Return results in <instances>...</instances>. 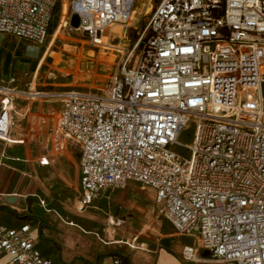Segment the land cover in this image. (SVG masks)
<instances>
[{
	"label": "built area",
	"instance_id": "obj_1",
	"mask_svg": "<svg viewBox=\"0 0 264 264\" xmlns=\"http://www.w3.org/2000/svg\"><path fill=\"white\" fill-rule=\"evenodd\" d=\"M60 2L0 0V34L45 45ZM67 2L57 31L118 56L107 87L22 91L10 78L0 85V142L11 143L15 118L30 115L20 102L55 105L52 144L79 152L78 211L134 183L153 193L159 218L195 240L184 260L200 250L220 264H264V0ZM30 229L0 226V255L56 264Z\"/></svg>",
	"mask_w": 264,
	"mask_h": 264
},
{
	"label": "crops",
	"instance_id": "obj_2",
	"mask_svg": "<svg viewBox=\"0 0 264 264\" xmlns=\"http://www.w3.org/2000/svg\"><path fill=\"white\" fill-rule=\"evenodd\" d=\"M58 35L57 31L54 38ZM0 36V41L3 36L10 37ZM42 60L43 57L33 72L31 87ZM35 65L32 63V68ZM6 66L5 61L0 67V82ZM10 78L13 77L9 75L5 84ZM17 84L14 79V86H20ZM19 106L22 112L29 109L30 114L22 123L21 133H13L11 143L0 142V226L18 229L29 224L35 248L56 264H113L115 259L121 264H220L200 250L193 261L184 260L183 247L196 248L195 240L179 236L169 222L159 218L153 193L137 184L129 183L123 190L100 191L90 207L82 215L78 213L75 206L80 194L79 168L72 166L70 178L69 173L54 171L61 166H56L49 153L38 155L19 146L24 143L19 137L28 133L30 117L34 124L38 115L48 121L55 105L29 103L25 107L26 103L20 102ZM151 217L161 229L159 234L140 237V230L133 225L140 229ZM110 229L112 238L108 237ZM0 264H10L9 258L0 255Z\"/></svg>",
	"mask_w": 264,
	"mask_h": 264
},
{
	"label": "rangeland",
	"instance_id": "obj_3",
	"mask_svg": "<svg viewBox=\"0 0 264 264\" xmlns=\"http://www.w3.org/2000/svg\"><path fill=\"white\" fill-rule=\"evenodd\" d=\"M68 5L69 3L67 2V9ZM62 6L65 8V4L60 2L48 41L42 47L32 46L14 38L3 36L5 37L4 40L2 39L0 41V49L3 48L0 52V67L6 61L7 68L1 77L0 85H6L7 78L10 75L17 81V85L20 84L18 86L19 90H28L33 72L39 60L43 57L32 88L36 86V88H40L45 92H58L72 89L82 92H101L107 87L109 77L115 70V59L118 57L116 54L95 49L85 37L76 38L72 34L68 35L67 31L63 33L59 31L58 37L54 38L48 46L51 36L57 31ZM116 29L120 30L121 28L116 27ZM133 34L134 29L131 28L127 37L130 39L133 37ZM77 36L80 35L77 34ZM32 63H36L34 68H32ZM40 117L41 115H38L36 124L33 123L32 117H30L28 133L25 132L22 137H19V139L24 140V143L19 146H22L29 152H37L38 155L49 153L50 157L57 164L56 166H61V169L57 167L59 170L55 169L54 171H63L65 174L69 173L70 178H72V166L75 167V170L79 168V152L75 150L69 152L66 149H57L51 142L50 120L46 121L45 119L43 123L44 116L42 118ZM26 119V117H22L21 115L15 118L11 135L15 132L21 133L22 126H24L22 123H25ZM33 130L36 132H33ZM193 134V126H190V128L182 131L178 140L182 144L188 145L193 140ZM177 152L188 157L186 151L177 150ZM69 164L71 167H69ZM78 207L79 203H76L75 210L82 215L83 211H78ZM156 222V219L151 217L144 222L140 229L136 225L133 226L137 230H140V234H137L140 237H152L158 235L161 230H158ZM112 235L113 230L110 229L108 231V237L112 238Z\"/></svg>",
	"mask_w": 264,
	"mask_h": 264
},
{
	"label": "water",
	"instance_id": "obj_4",
	"mask_svg": "<svg viewBox=\"0 0 264 264\" xmlns=\"http://www.w3.org/2000/svg\"><path fill=\"white\" fill-rule=\"evenodd\" d=\"M79 24V18L76 14H73L71 16V21H70V25L72 28H77Z\"/></svg>",
	"mask_w": 264,
	"mask_h": 264
},
{
	"label": "bare ground",
	"instance_id": "obj_5",
	"mask_svg": "<svg viewBox=\"0 0 264 264\" xmlns=\"http://www.w3.org/2000/svg\"><path fill=\"white\" fill-rule=\"evenodd\" d=\"M63 3L65 4V6H66V10H67V0H63L62 4H63ZM66 10H64L63 7H62L63 15L66 14ZM9 141H10V139H9ZM110 221L113 223V220H112V219H111ZM187 248H191V247H187Z\"/></svg>",
	"mask_w": 264,
	"mask_h": 264
},
{
	"label": "trees",
	"instance_id": "obj_6",
	"mask_svg": "<svg viewBox=\"0 0 264 264\" xmlns=\"http://www.w3.org/2000/svg\"><path fill=\"white\" fill-rule=\"evenodd\" d=\"M62 7H63V6H62ZM63 9L66 10V6H65V8L63 7ZM59 31H60V30H58V32H59ZM59 33H60V32H59Z\"/></svg>",
	"mask_w": 264,
	"mask_h": 264
}]
</instances>
